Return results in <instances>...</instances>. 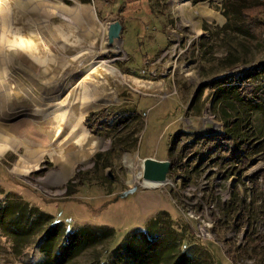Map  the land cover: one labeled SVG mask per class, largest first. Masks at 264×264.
<instances>
[{"label": "rangeland", "instance_id": "1", "mask_svg": "<svg viewBox=\"0 0 264 264\" xmlns=\"http://www.w3.org/2000/svg\"><path fill=\"white\" fill-rule=\"evenodd\" d=\"M263 65L264 0H0V201L113 230L73 264L105 263L159 213L198 264H264V115L238 109L253 134L244 167L186 149L225 132L213 81ZM147 159L170 164L154 188ZM40 258L35 244L16 257L0 231V264Z\"/></svg>", "mask_w": 264, "mask_h": 264}, {"label": "trees", "instance_id": "2", "mask_svg": "<svg viewBox=\"0 0 264 264\" xmlns=\"http://www.w3.org/2000/svg\"><path fill=\"white\" fill-rule=\"evenodd\" d=\"M230 8L227 20L231 29L238 30L237 11L232 4ZM211 87L216 102L226 107L225 132L206 137L203 144L192 143L186 149L193 147L214 153L219 149V156L231 162L240 159L244 167L251 154L253 134L244 131L238 109L247 115H264V65L217 78ZM128 119H120L115 126L123 127ZM225 220L226 217L219 218L218 224ZM0 231L11 240L16 257L35 244L41 258L27 264H73L87 251L110 242L114 235L112 229L103 227L68 231L62 224L54 223L49 214L17 200L0 201ZM181 246V234L171 226L166 214L159 213L144 231L125 238L113 249L105 263H100L101 254L95 264H198Z\"/></svg>", "mask_w": 264, "mask_h": 264}, {"label": "water", "instance_id": "3", "mask_svg": "<svg viewBox=\"0 0 264 264\" xmlns=\"http://www.w3.org/2000/svg\"><path fill=\"white\" fill-rule=\"evenodd\" d=\"M121 31L122 27L119 22L110 24L107 32L108 43L112 44L114 40L119 39ZM169 167L168 162H155L147 159L142 167V180L144 182L163 183Z\"/></svg>", "mask_w": 264, "mask_h": 264}, {"label": "bare ground", "instance_id": "4", "mask_svg": "<svg viewBox=\"0 0 264 264\" xmlns=\"http://www.w3.org/2000/svg\"><path fill=\"white\" fill-rule=\"evenodd\" d=\"M105 73V72H104ZM101 77V76H100ZM102 79V78H101ZM107 83L108 82H104V83H102L101 84V89H100V91H102V90H107L108 88H107ZM110 86V85H109ZM108 86V87H109ZM69 90V89H68ZM108 90H111V89H108ZM110 95V94H109ZM112 95V94H111ZM111 97V96H110ZM63 99V98H62ZM70 100V92H69V94L66 96V97H64V99H63V101H61V102H58V103H56V104H60L61 106H62V108L64 109V112H65V109H66V103H68V101ZM100 100L103 102V103H110V101H111V99L110 98H107V95H106V93H104L102 96H101V98H100ZM49 119V118H48ZM52 119V121L55 123V122H57V118H55V117H53V118H51ZM55 129H57V128H55ZM55 131L54 129H48V131H49V133L51 132V131ZM43 133H44V131H43ZM41 134V133H40ZM43 135V134H42ZM153 183H151V182H145V187H156V186H151ZM150 185V186H149Z\"/></svg>", "mask_w": 264, "mask_h": 264}, {"label": "built area", "instance_id": "5", "mask_svg": "<svg viewBox=\"0 0 264 264\" xmlns=\"http://www.w3.org/2000/svg\"><path fill=\"white\" fill-rule=\"evenodd\" d=\"M200 232H202V230L199 229ZM201 235L203 236V234L201 233Z\"/></svg>", "mask_w": 264, "mask_h": 264}]
</instances>
